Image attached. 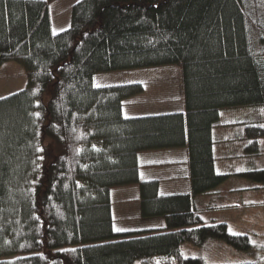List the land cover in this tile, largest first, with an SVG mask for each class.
<instances>
[{"label":"trees","instance_id":"obj_1","mask_svg":"<svg viewBox=\"0 0 264 264\" xmlns=\"http://www.w3.org/2000/svg\"><path fill=\"white\" fill-rule=\"evenodd\" d=\"M52 1L0 0V65L16 60L27 75L0 97V264H210L183 245L219 240L253 252L248 233L205 221L196 198L234 176L264 185V0H77L57 32ZM167 64L181 68L185 110L125 116L144 83L94 82ZM231 108L249 111L241 163L219 170L213 129ZM182 146L191 190L140 179V152ZM134 183L143 215L164 224L117 231L111 189Z\"/></svg>","mask_w":264,"mask_h":264},{"label":"crops","instance_id":"obj_2","mask_svg":"<svg viewBox=\"0 0 264 264\" xmlns=\"http://www.w3.org/2000/svg\"><path fill=\"white\" fill-rule=\"evenodd\" d=\"M54 1V0H53ZM52 1V2H53ZM51 2V3H52ZM74 2L71 3V6ZM51 5V4H50ZM51 13V12H50ZM71 16L68 19L55 20L51 14L53 31L57 32L61 28H55L58 25L70 24ZM6 62V61H5ZM135 81V80H126ZM181 104L178 108L174 105V110H168L167 105L163 108L152 105L150 99L142 98L144 95H133L127 98L123 103V114L125 116L144 115L149 113H163L176 110H185L184 94L181 78ZM147 92L145 87L142 93ZM166 93V90L164 91ZM160 98L159 100H162ZM248 110L242 108L223 109L221 111V124L213 129L215 150L220 156L218 169L228 170L229 167H235L241 159L237 160V152L242 149V143L237 138L242 134L241 121L245 118ZM139 177L142 180L157 179L158 191L168 193L175 191L191 190L190 164L188 152L185 146L175 148H160L144 150L139 153ZM235 169V168H234ZM231 179L224 181L219 190L199 195L196 198V205L205 221H213L216 218L212 215L215 212L217 219L227 221L230 209H236L231 203H236L235 195L239 185H232ZM111 207L114 217V225L117 229H137L144 227H157L164 224V217H145L142 213V191L139 183L127 184L113 187L110 192ZM248 206L245 207L247 209ZM218 221V220H217Z\"/></svg>","mask_w":264,"mask_h":264},{"label":"rangeland","instance_id":"obj_3","mask_svg":"<svg viewBox=\"0 0 264 264\" xmlns=\"http://www.w3.org/2000/svg\"><path fill=\"white\" fill-rule=\"evenodd\" d=\"M77 0H54L50 5V12L55 20L68 19L71 16V3ZM73 5V4H72ZM68 25L55 24V28L64 29ZM126 80L142 81L147 88V92L139 93L145 99H150L152 105L174 110L181 104V68L176 64H167L154 67L133 68L126 70H113L99 72L94 77L95 84H108L123 82ZM27 84V75L22 64L16 60H8L0 65V97L14 92ZM166 90V93L164 92ZM163 98L162 100H159ZM174 105L176 106L174 108ZM258 165L264 167V152L259 155ZM241 166H237L240 170ZM249 177H233L232 185H239L243 189L232 192L236 201L242 199H253L250 208L245 209V204L238 205L236 209H230L233 213L228 217L230 231L233 233H248L252 242L256 244L253 252L239 250L225 243L222 240L213 241L207 246L199 247L191 243H184L185 255L191 257L201 256L210 264L238 263L254 258H264V201L260 197L264 196V185L251 187ZM215 221H221L215 216ZM264 264V262H260Z\"/></svg>","mask_w":264,"mask_h":264},{"label":"snow or ice","instance_id":"obj_4","mask_svg":"<svg viewBox=\"0 0 264 264\" xmlns=\"http://www.w3.org/2000/svg\"><path fill=\"white\" fill-rule=\"evenodd\" d=\"M124 229H117V231H123ZM234 235H239L238 233H233Z\"/></svg>","mask_w":264,"mask_h":264}]
</instances>
